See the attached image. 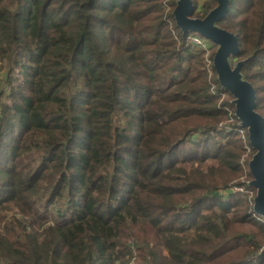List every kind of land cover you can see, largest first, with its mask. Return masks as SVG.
<instances>
[{
	"label": "trees",
	"instance_id": "trees-1",
	"mask_svg": "<svg viewBox=\"0 0 264 264\" xmlns=\"http://www.w3.org/2000/svg\"><path fill=\"white\" fill-rule=\"evenodd\" d=\"M175 4L0 0V264H264L246 128ZM217 24L264 116V0Z\"/></svg>",
	"mask_w": 264,
	"mask_h": 264
},
{
	"label": "water",
	"instance_id": "water-1",
	"mask_svg": "<svg viewBox=\"0 0 264 264\" xmlns=\"http://www.w3.org/2000/svg\"><path fill=\"white\" fill-rule=\"evenodd\" d=\"M215 1L203 17H196L192 0H176L172 15L183 32L199 33L216 46L212 58L216 79L231 93L234 115L238 124L246 128L249 144L254 149L247 162L252 176L247 184L255 188L252 213L264 220V116L255 108V87L241 72L248 58L232 62L240 51L236 34L217 24L228 10L229 0Z\"/></svg>",
	"mask_w": 264,
	"mask_h": 264
},
{
	"label": "built area",
	"instance_id": "built-area-1",
	"mask_svg": "<svg viewBox=\"0 0 264 264\" xmlns=\"http://www.w3.org/2000/svg\"><path fill=\"white\" fill-rule=\"evenodd\" d=\"M198 1V4H199V7H200V5H201V3L204 1V0H197ZM165 4V6L168 8L169 6L166 4V3H164ZM188 39H189V41H191L192 43H194V44H199L200 46H202V47H204V48H209V47H211V45H210V42L207 40V39H205V38H203V37H201V36H199V35H196V34H191L189 37H188ZM206 60V62H207V64H212V59L211 58H206L205 59ZM211 74V73H210ZM212 90H214V85L212 84ZM221 95L222 96H224V95H226L225 94V92H222L221 93ZM224 109H228L227 107H224ZM230 110V109H229ZM223 127V126H222ZM225 127H227L228 129H231V126H227V125H225ZM238 130H240L241 131V137L242 138H244L245 137V135H244V129H242V128H238ZM249 147L251 148V146H250V144H249V146H247V149H249ZM243 159V157L241 158V160ZM229 189H232V191H234V190H238V191H244V189H243V187H239V186H235V185H231L230 187H229ZM234 189V190H233ZM249 193H250V196H252V191H248ZM257 218H259V219H261V217H259V216H257ZM262 220V219H261ZM259 252H264V246H261L260 247V249H259Z\"/></svg>",
	"mask_w": 264,
	"mask_h": 264
},
{
	"label": "rangeland",
	"instance_id": "rangeland-1",
	"mask_svg": "<svg viewBox=\"0 0 264 264\" xmlns=\"http://www.w3.org/2000/svg\"><path fill=\"white\" fill-rule=\"evenodd\" d=\"M233 63H234V60L232 61ZM229 130H231V129H229ZM238 130V129H237ZM238 133L241 135L242 133H241V131L240 130H238ZM251 151V149H248L247 150V152L244 154V157H243V159L241 160V165L243 166V168L245 169V171L248 169V167L246 166L247 165V158H248V152H250ZM245 157H246V159H245ZM240 178H242V179H244L245 178V176L243 175V176H241ZM232 185V184H231ZM234 190V189H233ZM234 191H237V190H234ZM246 194H248V195H250V193L248 192V190L245 192ZM261 246H264V242H263V244L261 245ZM135 259V258H134Z\"/></svg>",
	"mask_w": 264,
	"mask_h": 264
}]
</instances>
